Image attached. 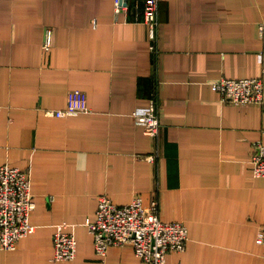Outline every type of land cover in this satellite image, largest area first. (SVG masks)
Returning <instances> with one entry per match:
<instances>
[{
    "label": "crops",
    "instance_id": "crops-1",
    "mask_svg": "<svg viewBox=\"0 0 264 264\" xmlns=\"http://www.w3.org/2000/svg\"><path fill=\"white\" fill-rule=\"evenodd\" d=\"M144 1L126 12L115 0H0V165L29 171L36 200L33 231L0 248V264H149L130 244L97 254L88 224L101 194L157 199L163 220L187 224L186 249L165 264H264V177L251 161L264 111L212 87L263 75L264 0H161L156 52ZM72 89L90 111L48 114ZM152 102L157 136L134 116ZM63 222L77 255L54 261Z\"/></svg>",
    "mask_w": 264,
    "mask_h": 264
},
{
    "label": "built area",
    "instance_id": "built-area-1",
    "mask_svg": "<svg viewBox=\"0 0 264 264\" xmlns=\"http://www.w3.org/2000/svg\"><path fill=\"white\" fill-rule=\"evenodd\" d=\"M161 0H145L142 21L148 26L157 51L159 7ZM116 11L128 12L125 0H115ZM261 29L264 30V24ZM52 30L47 29L45 46L51 44ZM261 55L264 57V46ZM221 99L233 104H258L264 111V69L257 77H222L212 83ZM90 111L88 96L81 89L68 92L65 108L50 109L48 114L67 116ZM136 123L147 135L157 136L161 119L155 103L134 112ZM153 159L154 155H149ZM251 161L255 176L264 177V144L259 142ZM36 200L32 191L30 172L10 164L0 165V248L14 250L18 242L31 233V222ZM60 223L53 234L54 261L72 260L77 255L78 240ZM97 254L104 257L111 246H133L135 254L149 264H165L168 253L183 251L189 240V228L181 221H165L159 214V202L153 199L146 204L136 196L126 204L116 203L107 194L98 198L96 217L88 224ZM257 242L264 244V227L259 231Z\"/></svg>",
    "mask_w": 264,
    "mask_h": 264
},
{
    "label": "water",
    "instance_id": "water-1",
    "mask_svg": "<svg viewBox=\"0 0 264 264\" xmlns=\"http://www.w3.org/2000/svg\"><path fill=\"white\" fill-rule=\"evenodd\" d=\"M126 2L128 1V0H125Z\"/></svg>",
    "mask_w": 264,
    "mask_h": 264
}]
</instances>
